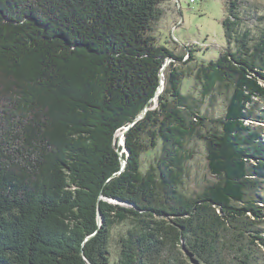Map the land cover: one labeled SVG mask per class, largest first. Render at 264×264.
Segmentation results:
<instances>
[{
	"label": "trees",
	"instance_id": "obj_1",
	"mask_svg": "<svg viewBox=\"0 0 264 264\" xmlns=\"http://www.w3.org/2000/svg\"><path fill=\"white\" fill-rule=\"evenodd\" d=\"M168 1L0 0V264H264V32L230 0L234 49L187 73ZM188 76L230 91L221 118ZM195 137L215 179L187 195Z\"/></svg>",
	"mask_w": 264,
	"mask_h": 264
},
{
	"label": "rangeland",
	"instance_id": "obj_2",
	"mask_svg": "<svg viewBox=\"0 0 264 264\" xmlns=\"http://www.w3.org/2000/svg\"><path fill=\"white\" fill-rule=\"evenodd\" d=\"M229 1L170 0L166 2L165 12L154 31L157 43L169 47L176 54L186 58L190 57L189 52L192 50L196 61L188 64L179 63L187 73L197 67V62L207 63L211 58L216 59L228 47L234 49V42H228L222 23L229 15L227 9ZM237 11L241 16V25L250 29L254 38L264 32V0H239ZM183 91L193 95L197 102H201V114L206 115L209 120L224 115L227 97L230 94L225 87L217 89L216 95L211 100L206 98L201 101V84L194 76H188L184 79ZM207 124L210 127L212 122L207 121ZM182 152L189 156L183 179V191L187 195L196 194L215 179L209 171L205 141L196 137L190 138L186 141ZM155 153L150 151L145 154L144 170L153 160ZM125 228L117 225L114 230L111 245L112 262L118 256V239Z\"/></svg>",
	"mask_w": 264,
	"mask_h": 264
},
{
	"label": "water",
	"instance_id": "obj_3",
	"mask_svg": "<svg viewBox=\"0 0 264 264\" xmlns=\"http://www.w3.org/2000/svg\"><path fill=\"white\" fill-rule=\"evenodd\" d=\"M171 60H172V59L169 58L168 61H167V63H169ZM163 81H164V80H162V83H163ZM163 88H164V85L162 84V86L160 87V91H159V92H161V91L163 90ZM146 110H147V108L145 109L144 113L146 112ZM144 113H143L141 116H143ZM123 135H124V132L122 133V136H123ZM122 142H123V144H125V140H122Z\"/></svg>",
	"mask_w": 264,
	"mask_h": 264
},
{
	"label": "bare ground",
	"instance_id": "obj_4",
	"mask_svg": "<svg viewBox=\"0 0 264 264\" xmlns=\"http://www.w3.org/2000/svg\"><path fill=\"white\" fill-rule=\"evenodd\" d=\"M164 82V81H163Z\"/></svg>",
	"mask_w": 264,
	"mask_h": 264
}]
</instances>
